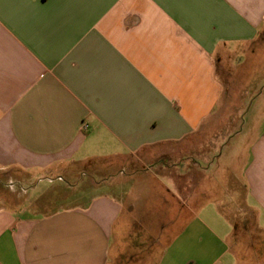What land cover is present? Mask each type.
<instances>
[{
    "label": "crops",
    "instance_id": "crops-1",
    "mask_svg": "<svg viewBox=\"0 0 264 264\" xmlns=\"http://www.w3.org/2000/svg\"><path fill=\"white\" fill-rule=\"evenodd\" d=\"M245 67L264 74V0H0V172L183 145ZM239 116L226 156H157L81 208L0 204V264H264V102Z\"/></svg>",
    "mask_w": 264,
    "mask_h": 264
},
{
    "label": "rangeland",
    "instance_id": "rangeland-1",
    "mask_svg": "<svg viewBox=\"0 0 264 264\" xmlns=\"http://www.w3.org/2000/svg\"><path fill=\"white\" fill-rule=\"evenodd\" d=\"M248 67L241 68V73L236 70L229 81L226 79L227 93L221 104L223 111L218 119L213 121L209 131L203 135L199 133L197 137L183 145L149 149L132 158L93 160L80 164L60 160L51 167L53 170L36 171L33 178L17 171L0 172V204L12 207L14 204L24 203L28 215L34 216L48 215L67 208H81L87 206L95 196L109 191L111 187H121L127 178L123 179L121 174L128 175L142 170L145 166L156 163L159 160L157 156H164L162 158L164 164L177 163L176 158L180 159L191 153L201 157L202 154L217 149L213 148L212 137L231 135L233 131L227 132L228 127L232 128L240 123L239 112L242 111L241 119L248 122L249 110L264 102V74L250 76L251 70ZM219 70L217 68L218 72ZM263 70L264 68H259L258 71ZM194 145L196 148H193ZM220 149H217L215 155H220L223 150L226 156L230 148ZM194 161L196 162V159ZM189 167L187 166L189 170L191 169L187 171L189 178L193 177L194 186L199 188L202 174L192 163ZM181 168L183 172L185 166Z\"/></svg>",
    "mask_w": 264,
    "mask_h": 264
},
{
    "label": "built area",
    "instance_id": "built-area-1",
    "mask_svg": "<svg viewBox=\"0 0 264 264\" xmlns=\"http://www.w3.org/2000/svg\"><path fill=\"white\" fill-rule=\"evenodd\" d=\"M85 127L88 128V125H86Z\"/></svg>",
    "mask_w": 264,
    "mask_h": 264
}]
</instances>
